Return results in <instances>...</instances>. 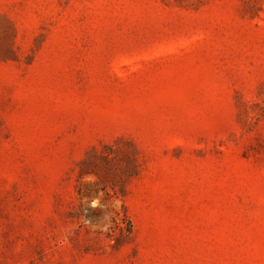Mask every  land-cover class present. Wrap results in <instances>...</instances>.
Here are the masks:
<instances>
[{
    "label": "rangeland",
    "instance_id": "rangeland-1",
    "mask_svg": "<svg viewBox=\"0 0 264 264\" xmlns=\"http://www.w3.org/2000/svg\"><path fill=\"white\" fill-rule=\"evenodd\" d=\"M0 264H264V0H0Z\"/></svg>",
    "mask_w": 264,
    "mask_h": 264
}]
</instances>
